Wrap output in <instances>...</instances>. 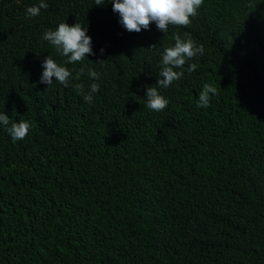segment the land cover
Returning a JSON list of instances; mask_svg holds the SVG:
<instances>
[{
	"label": "trees",
	"instance_id": "trees-1",
	"mask_svg": "<svg viewBox=\"0 0 264 264\" xmlns=\"http://www.w3.org/2000/svg\"><path fill=\"white\" fill-rule=\"evenodd\" d=\"M44 2L29 18L40 0H0V264H264V0H203L165 33L126 31L108 0ZM62 22L87 28L94 55L69 63L43 39ZM185 33L204 53L149 110ZM48 56L69 86L40 82ZM204 84L217 91L200 108Z\"/></svg>",
	"mask_w": 264,
	"mask_h": 264
},
{
	"label": "clouds",
	"instance_id": "clouds-1",
	"mask_svg": "<svg viewBox=\"0 0 264 264\" xmlns=\"http://www.w3.org/2000/svg\"><path fill=\"white\" fill-rule=\"evenodd\" d=\"M106 0H95L94 4L103 5ZM112 5V11L119 16V23L128 32L139 33L141 30H148L152 23L161 32H167L170 25L187 27L191 24V18L197 15V10L202 6L203 0H108ZM48 4L44 0H40L38 6H30L26 8L27 17H34L40 14V10L46 9ZM186 38H181L179 34H174V45L165 48L161 57V68L158 73L156 86H146L145 91V107L155 112L163 111L168 100L159 94L157 88L170 87L174 81L181 79L184 75L182 69L187 60L192 59L197 54L203 55L204 48L197 45L188 33ZM43 39L48 41L57 51L68 58L69 63H76L84 60L86 54L94 55L91 48V37L87 35V28L79 23L69 26L67 23H60L55 30H46ZM103 52V49H101ZM104 61V60H102ZM99 61V62H102ZM43 72L40 82L46 85L55 81L69 86L70 71L57 64L51 57H46L42 64ZM196 64L188 65V71L192 72L196 69ZM82 71V70H81ZM89 76L98 79V74L94 70H89ZM79 78L78 76L76 77ZM80 92H84L83 86L77 84L75 86ZM99 85L93 83L89 86V91L83 94V99L91 103L93 94L99 91ZM217 89L210 84H204L199 93L197 107L206 108L209 106V94H216ZM0 124L7 126L9 117L0 111ZM31 125L27 121H19L11 124L7 128L10 138L13 142L23 140Z\"/></svg>",
	"mask_w": 264,
	"mask_h": 264
}]
</instances>
